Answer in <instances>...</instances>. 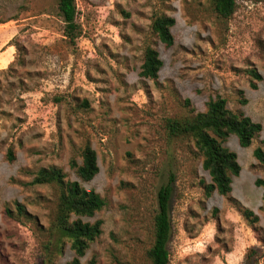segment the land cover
<instances>
[{
  "label": "rangeland",
  "instance_id": "1",
  "mask_svg": "<svg viewBox=\"0 0 264 264\" xmlns=\"http://www.w3.org/2000/svg\"><path fill=\"white\" fill-rule=\"evenodd\" d=\"M234 2L221 18L211 0H74L79 32L70 40L56 0H0V264L42 259L57 189L29 182L49 166L105 202L81 217L100 220L81 264H149L156 191L170 175L168 264H264V204L254 184L264 166L252 155L264 151V0ZM159 13L173 18L168 46L150 32ZM146 45L161 61L154 79L139 75ZM215 94L261 129L245 147L225 138L239 171L229 192L206 196L209 176L192 140L167 136L164 120L202 111ZM85 144L98 167L88 181L68 164L80 162ZM71 256L65 241L50 264Z\"/></svg>",
  "mask_w": 264,
  "mask_h": 264
},
{
  "label": "trees",
  "instance_id": "2",
  "mask_svg": "<svg viewBox=\"0 0 264 264\" xmlns=\"http://www.w3.org/2000/svg\"><path fill=\"white\" fill-rule=\"evenodd\" d=\"M234 0H211L213 12L221 17H229L234 10ZM56 9L63 21V36L72 40L78 35L79 27L74 21V0H56ZM173 18L163 13L153 16L150 22V32L164 45L172 43L170 27ZM161 61L154 48L146 45L142 51V61L139 75L154 79ZM252 78L260 76L253 69L246 70ZM250 82V86L254 87ZM187 103V100H185ZM164 129L170 138H189L201 157V167L209 176V182L202 186L203 194L208 196L212 191L225 195L230 190L231 176L238 174L239 165L233 151L223 145L229 135H234L241 147L248 146L251 139L261 129L259 122L251 120L240 112L231 111L226 107L225 99L218 94L208 97L204 109L189 116L168 117L164 120ZM8 158H11L8 150ZM80 162L69 160V167L82 181L90 180L98 170L94 150L85 144L80 150ZM253 157L264 166V151L255 147ZM173 178L170 175L167 182L160 185L156 191V210L152 216V240L145 254L149 264H168L167 243L170 236V198ZM29 184L53 185L57 189L54 212L46 228L47 239L43 244V257L37 264H50L55 253L61 251L65 241L72 251L71 258L65 264H81L90 242L100 233V220H82L81 217H91L95 211L104 205V199L92 189L83 188L77 180L64 179V174L58 167H40L31 178ZM261 187V200L264 204V175L254 180ZM19 211L22 209L17 205ZM244 218L250 223L256 216L248 209L242 210ZM252 215V216H251ZM255 255V249L249 248L245 257L250 261ZM252 264H257L252 260Z\"/></svg>",
  "mask_w": 264,
  "mask_h": 264
}]
</instances>
